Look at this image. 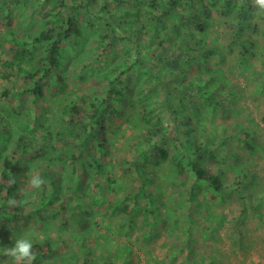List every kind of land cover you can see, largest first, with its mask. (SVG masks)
<instances>
[{
  "label": "rangeland",
  "instance_id": "rangeland-1",
  "mask_svg": "<svg viewBox=\"0 0 264 264\" xmlns=\"http://www.w3.org/2000/svg\"><path fill=\"white\" fill-rule=\"evenodd\" d=\"M202 2L210 9V17L201 38L214 46L216 53L208 58L210 70L193 74L188 70L190 75L184 83L189 85L199 78L206 81L216 73L223 80L221 89L211 83L199 89L191 85L183 93L167 92L147 78H134L129 102L124 100L119 105L123 115H109L102 108L97 116L99 123L88 121L83 129L78 128L85 132L82 138L64 142L57 133L61 128L67 131L66 106L83 96L102 97L109 83L104 75L119 58L130 64L136 44L142 60L152 66L164 60H179L183 66V56L170 47H157L160 39L151 43L148 38H138L134 26L123 32L116 29V10L130 11L134 4L140 9L144 7L140 0H120L105 11L100 8L106 0H0L3 14L11 8L17 32L34 37L43 30L64 26L72 17L80 21L82 30L78 43L66 47L61 69L65 85H51L42 99H33L36 81L25 80L23 74L17 76L15 69L12 72L16 76L11 80L0 76V151L20 161L18 169L22 173L17 189L21 211L15 215L0 213V252L14 247L22 237L33 243L50 239L55 244L50 259L53 264H63L64 256L68 259L64 264H86L82 260L85 252L79 246L87 238L94 250L86 255L92 264H104L106 258L108 264H264V22L255 17L258 29L246 28L245 36L254 45L248 47L252 56L243 60L240 48L229 46L235 34L236 24L231 23L235 14L224 15V9L213 7L210 0ZM101 41L112 42L117 50V56L104 70L100 65ZM45 47H35L36 61ZM6 58L4 43L0 42V68ZM4 71L0 70V75ZM118 74L113 73L111 80ZM170 83L176 86L174 81ZM117 86L121 88L122 84ZM141 87L152 95L143 99ZM205 89L212 91L211 99L196 93ZM4 92H8L6 97L2 96ZM146 100L150 101L146 110L151 115L164 110L166 103L190 112V127L198 141L217 146L216 160L205 158L203 164L223 181L222 195L204 185L191 201L189 191L183 192L176 180L170 183L175 173L169 166L160 168L163 179L157 175L146 179L142 169L147 159L141 158L142 152L136 147L150 128L142 119ZM163 120L168 122V116L164 115ZM96 130L106 136L102 140L104 153L95 138ZM47 134L48 142L44 140ZM246 134L251 147L246 144ZM175 136L172 131L156 139L175 152ZM21 137H26L25 144L19 141ZM82 166L88 173L85 181L79 171ZM2 168L0 162V173ZM32 175L45 181L42 188L30 185ZM107 183H112L111 189L102 194ZM141 189L143 196L136 199ZM163 203L169 212L160 208ZM118 205H128V213L120 211ZM12 206L8 202L1 205L4 209ZM142 206L149 214L143 213ZM8 260L10 257L0 255V264Z\"/></svg>",
  "mask_w": 264,
  "mask_h": 264
},
{
  "label": "trees",
  "instance_id": "trees-1",
  "mask_svg": "<svg viewBox=\"0 0 264 264\" xmlns=\"http://www.w3.org/2000/svg\"><path fill=\"white\" fill-rule=\"evenodd\" d=\"M10 1L11 3H20L21 0ZM87 1L90 3L95 0ZM210 1L213 7L219 6L221 9H224V15H229L233 12L236 16L235 21L231 22L236 25L234 26L235 34H233V40L229 43V46L235 45L239 47V55L243 60L247 58V55L252 56V50H249L248 47L250 45L253 46L254 42L245 36V31L248 27L257 30L258 25L253 20L255 17H260L264 22V14L256 15L253 0H241V3L238 2L239 0ZM119 2L120 0H106V4L100 8V11H105L106 8L110 7V4ZM140 2L144 3V7L140 9H138L137 4H134L132 5L133 10L125 11L122 8L116 10V14L113 17L114 22L117 24L116 29L123 32L126 29L133 30L134 26V31H136L135 33L138 35V38H148L151 43L155 42L156 39H160L157 47H170L178 55L183 56L185 65L182 66L179 60H164V62H158L154 66L147 64L142 60V51L139 50V44H136L137 49L134 53V59L130 64H126L124 60H120L119 58L114 68L110 69L109 72L107 71L104 75L105 80L109 81V83L104 88L105 91L102 97L91 98L90 96H83L79 101L72 102L66 106L68 117L65 119L64 124L67 127V131L61 128L57 133V136L62 141L70 142L76 138H82L85 132H80L78 128L81 127L83 129V126L88 121L99 123L97 116L102 108L109 115L117 112L123 115L124 112L120 110L119 107L121 106L119 105L124 100L129 102L127 97L133 93L135 79L142 81V78H147V81H153L154 84L159 85L167 92L178 90L180 93H183L187 92V89L191 85L196 84L199 89L204 86L207 87L211 83L215 85V89H221L223 80L216 73L206 81L199 78L194 83L189 82V85L184 83V80L188 77L187 75H190L188 70L191 71V74L198 70H210V65L207 62L209 61L208 58L210 59L216 53L214 46L208 45L201 38V35L204 36L208 29L207 17H210V9L203 4L202 0H140ZM184 9L186 10L185 14L182 13ZM117 16L121 18L116 20ZM136 24L139 27H136ZM122 25H126L127 27L123 28ZM4 27L6 30L1 32ZM81 36L80 21L74 17L68 18L64 26L43 30L33 37L15 30L11 8H8L5 14L0 10V42L4 43V52L7 57L2 68H0L1 71L3 68L5 69L0 75L1 78L11 80L16 76L12 72L15 69L17 76L23 74L25 80L36 81L35 88L32 90V96L34 100L42 99L51 85H57L59 88L65 85V78L61 74V69L64 66L63 61L65 59L66 47L78 43V38ZM126 39L128 42L133 43L132 39ZM39 45H46V47L44 48V54L36 61L35 47ZM99 48L101 49L100 61H102L100 65L104 70L106 69L105 65L110 64V61L117 56V50L112 42L101 41ZM117 71H119V74L114 80H111L113 73ZM134 71L137 72L133 73ZM123 75H127L125 80L121 79ZM170 81H174L176 86L170 83ZM120 83L122 86L118 88L117 85H120ZM184 85L187 86L185 87ZM140 90L144 93L142 94L143 99L152 95V93H145V88L141 87ZM196 93L208 99L212 97V91L209 92L207 89L201 93L197 90ZM7 94L8 92H4L2 96L6 97ZM149 104L150 101L146 100L144 104L145 112L142 114V119L149 124L150 128L147 130L144 140L136 146L137 150L142 152L141 158L147 159L145 162L146 167L142 169L146 179L152 175H157L160 179H163V173L160 168L164 169L166 166H169L171 170L174 169L175 173V178L173 181L171 179L170 183L176 180L175 183L178 182V186L183 192L189 191L191 201H193L197 192L204 185L215 194L222 195L223 181L218 175L214 174L211 168H207L203 164L205 158H211L212 161L216 160L214 150L217 146L198 141L196 133L190 127V123H192L190 112L166 103L167 107L164 110L151 115L146 110ZM20 107L24 108V105ZM156 115L159 117H156ZM164 115L168 116V122L163 120ZM172 131L176 133L174 138L176 145L175 152H170L166 147L160 145L157 140L162 133L170 135ZM94 135L100 142L101 153H104L106 147L103 146L102 140L104 142L105 134L101 130H96ZM47 136L49 134L44 137L46 142H48ZM249 139L246 134V144L251 147ZM19 141L25 144L26 137H21ZM85 143L84 140V145ZM145 152H149V155H145ZM1 153L0 151V162L3 168L0 173V213L15 215L17 211H21L22 209L21 202L18 203L19 196L17 193L20 177L22 176L21 171L18 169L21 162H15L12 158L3 156ZM61 153L66 156L65 152ZM73 160L76 161V158L73 157ZM147 164L151 165L152 168L149 169ZM99 165L102 168L100 163ZM79 171L83 174V181H85L88 178L87 169L85 166H82L79 168ZM111 185L112 183H107L103 186L101 193L104 194L111 189ZM142 189L135 194L136 199L143 196L142 191L144 189ZM148 196L152 198L151 195ZM11 199L16 200V203L12 207L8 209L1 207L3 203ZM55 199H58V194L55 196ZM50 202H54V199H50ZM151 202L153 204L159 203H156L154 200H151ZM245 202L247 203L248 200L245 199ZM163 207L169 212L166 209L165 203L160 208ZM129 208L128 205H118V209L124 213H128ZM142 210L144 214H149L147 207L142 206ZM80 222L87 224L86 221ZM87 241V238L82 239L79 250L85 252L82 260L86 264L89 262L92 264L93 260L89 259L86 255L87 253L92 254L94 250L88 245ZM54 246V242L50 239L33 243V252L36 256L33 264H53L50 259L55 253ZM62 262L64 264L68 262V259H65L64 256ZM109 262L107 258L103 260L104 264H108ZM6 264H13V261L8 260Z\"/></svg>",
  "mask_w": 264,
  "mask_h": 264
},
{
  "label": "clouds",
  "instance_id": "clouds-1",
  "mask_svg": "<svg viewBox=\"0 0 264 264\" xmlns=\"http://www.w3.org/2000/svg\"><path fill=\"white\" fill-rule=\"evenodd\" d=\"M253 7L256 9V15L264 14V0H253ZM30 185L36 189L42 188L45 181L39 175H32L29 181ZM9 205L16 203L15 199L8 201ZM0 255L10 257L13 264H33L36 259L33 252V242L29 238L22 237L15 241V246L11 248H3Z\"/></svg>",
  "mask_w": 264,
  "mask_h": 264
}]
</instances>
